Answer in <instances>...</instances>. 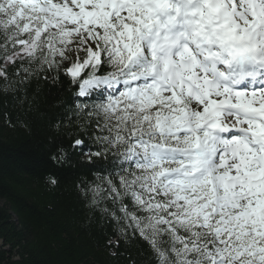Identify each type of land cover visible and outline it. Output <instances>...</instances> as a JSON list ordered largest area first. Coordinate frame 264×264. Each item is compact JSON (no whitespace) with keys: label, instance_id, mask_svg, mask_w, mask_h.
<instances>
[{"label":"snow or ice","instance_id":"1","mask_svg":"<svg viewBox=\"0 0 264 264\" xmlns=\"http://www.w3.org/2000/svg\"><path fill=\"white\" fill-rule=\"evenodd\" d=\"M61 75L82 99L51 159L104 162L81 191L122 239L264 264V0H0V82Z\"/></svg>","mask_w":264,"mask_h":264},{"label":"trees","instance_id":"2","mask_svg":"<svg viewBox=\"0 0 264 264\" xmlns=\"http://www.w3.org/2000/svg\"><path fill=\"white\" fill-rule=\"evenodd\" d=\"M73 91L62 75L57 82L33 76L16 90L0 82V264H150L142 240L118 235L102 211L110 205H92V193L81 191L99 183L94 173L104 162L82 163L83 152H72L63 165L51 159L70 143L75 123L68 121H76L73 111L82 99ZM116 240L118 247L109 244Z\"/></svg>","mask_w":264,"mask_h":264}]
</instances>
